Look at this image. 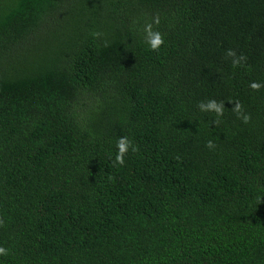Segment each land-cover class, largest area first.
<instances>
[{"label": "trees", "instance_id": "obj_1", "mask_svg": "<svg viewBox=\"0 0 264 264\" xmlns=\"http://www.w3.org/2000/svg\"><path fill=\"white\" fill-rule=\"evenodd\" d=\"M0 248L264 264V0H0Z\"/></svg>", "mask_w": 264, "mask_h": 264}, {"label": "clouds", "instance_id": "obj_2", "mask_svg": "<svg viewBox=\"0 0 264 264\" xmlns=\"http://www.w3.org/2000/svg\"><path fill=\"white\" fill-rule=\"evenodd\" d=\"M151 26L150 25H146L145 26V31L148 34V44L152 49H156L158 45H160L162 43L161 41V37L159 35V33H153L150 31ZM229 55H232L231 51H229L228 53ZM242 59V57H241ZM233 63L235 64L236 61L234 60ZM252 88H257L259 87V85L253 83L251 85ZM237 107H239L237 105ZM201 110L204 109H214L217 113H219L221 111L220 107L217 106L214 102H209L207 105L201 104L200 105ZM244 120H247V116L244 117ZM129 147V141L126 138H120L117 143H116V148H117V152L115 155V161L118 164H123V154L124 152L128 149ZM209 147H211V142L209 141ZM133 150H135L133 148ZM6 254V249L4 248H0V255H4Z\"/></svg>", "mask_w": 264, "mask_h": 264}]
</instances>
